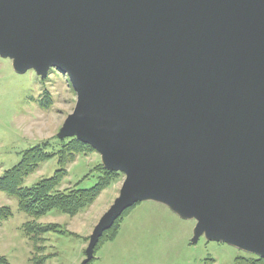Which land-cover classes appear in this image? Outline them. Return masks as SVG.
Wrapping results in <instances>:
<instances>
[{"label":"water","instance_id":"1","mask_svg":"<svg viewBox=\"0 0 264 264\" xmlns=\"http://www.w3.org/2000/svg\"><path fill=\"white\" fill-rule=\"evenodd\" d=\"M0 57L67 76L58 137L124 175L81 264L145 200L264 258V0H0Z\"/></svg>","mask_w":264,"mask_h":264},{"label":"rangeland","instance_id":"2","mask_svg":"<svg viewBox=\"0 0 264 264\" xmlns=\"http://www.w3.org/2000/svg\"><path fill=\"white\" fill-rule=\"evenodd\" d=\"M45 98L50 100L46 107L40 105ZM75 101L67 76L56 69H50L45 77L32 69L18 73L11 59L0 57V175L32 146L49 141L56 150L58 140L70 138H59L58 132ZM99 164L103 166L96 151L77 155L67 163L57 189L91 187L100 174L96 170ZM59 167L58 157L52 156L25 176L23 186L52 176ZM123 179L121 173L90 205L72 216L52 210L37 219L42 225L55 224L57 228L42 234L37 258H43L41 262L33 261L32 245L22 230L30 218L18 208L15 197L0 191V206H9L12 211L10 218L0 220V256L7 264H81L92 230L118 196ZM133 205L119 220L115 236L94 248L86 264H232L237 256L255 255L204 235L193 241L196 220L180 217L163 203L145 200ZM114 222L104 230L107 235L114 231Z\"/></svg>","mask_w":264,"mask_h":264},{"label":"trees","instance_id":"3","mask_svg":"<svg viewBox=\"0 0 264 264\" xmlns=\"http://www.w3.org/2000/svg\"><path fill=\"white\" fill-rule=\"evenodd\" d=\"M49 103V98H45L40 102V105L46 107ZM58 144L56 150L51 148L52 143L49 141H42L32 146L23 152L17 164L0 175V191L15 197L18 208L24 211L30 218V220L22 225V230L32 245L33 261L38 260V252L42 249V234L49 230L57 229L55 224L42 225L37 222L38 218L52 210H57L71 216L78 213L81 209L90 205L112 181L118 179L121 175L120 172L107 170L99 164L96 170L100 174L94 185L89 188H71L60 191L57 188L66 175L65 167L67 163L72 162L79 154H87L95 150L89 144L80 141L77 137L58 140ZM52 156L58 157L60 166L55 170L53 175L40 180L30 187L23 186L25 176L34 171L41 162ZM135 205L122 212L112 226L114 231L110 235H107V231H105L95 248L101 242H104V240H110L115 236L119 220ZM11 215L12 211L9 206H0V220H6ZM38 261L41 262L40 259ZM0 263L7 264L5 257L0 256ZM232 264H264V258L255 255L251 257L237 256Z\"/></svg>","mask_w":264,"mask_h":264}]
</instances>
